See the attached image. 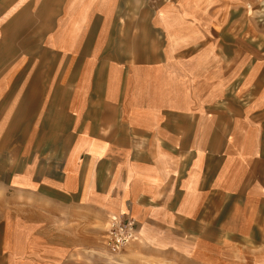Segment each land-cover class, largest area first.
<instances>
[{
    "label": "crops",
    "instance_id": "0c3cea01",
    "mask_svg": "<svg viewBox=\"0 0 264 264\" xmlns=\"http://www.w3.org/2000/svg\"><path fill=\"white\" fill-rule=\"evenodd\" d=\"M223 5L0 0V264H264V57Z\"/></svg>",
    "mask_w": 264,
    "mask_h": 264
},
{
    "label": "rangeland",
    "instance_id": "374dc122",
    "mask_svg": "<svg viewBox=\"0 0 264 264\" xmlns=\"http://www.w3.org/2000/svg\"><path fill=\"white\" fill-rule=\"evenodd\" d=\"M223 8L225 15L220 19L218 24L223 26H239L241 32L238 33L237 36L239 37L241 44L247 41L254 43V49H250L251 52L255 53L254 57L256 59L264 57V0H224ZM247 27L254 28V31L251 29L252 32L250 33L243 32V28ZM206 35H208L209 38H212L216 34L208 33ZM223 35L226 40L230 34L224 33ZM109 218L102 220L97 216L95 226L96 255L98 258L113 263L116 261L115 256L127 250L131 244L118 253L109 252L103 243V235L108 226Z\"/></svg>",
    "mask_w": 264,
    "mask_h": 264
},
{
    "label": "built area",
    "instance_id": "2783aa9c",
    "mask_svg": "<svg viewBox=\"0 0 264 264\" xmlns=\"http://www.w3.org/2000/svg\"><path fill=\"white\" fill-rule=\"evenodd\" d=\"M137 239V224L130 216L114 215L109 218L103 243L111 253H118Z\"/></svg>",
    "mask_w": 264,
    "mask_h": 264
}]
</instances>
